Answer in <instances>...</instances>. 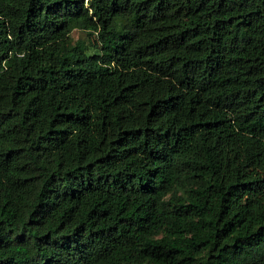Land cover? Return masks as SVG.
I'll return each instance as SVG.
<instances>
[{
	"label": "trees",
	"instance_id": "trees-1",
	"mask_svg": "<svg viewBox=\"0 0 264 264\" xmlns=\"http://www.w3.org/2000/svg\"><path fill=\"white\" fill-rule=\"evenodd\" d=\"M0 264H264V0H0Z\"/></svg>",
	"mask_w": 264,
	"mask_h": 264
},
{
	"label": "rangeland",
	"instance_id": "rangeland-1",
	"mask_svg": "<svg viewBox=\"0 0 264 264\" xmlns=\"http://www.w3.org/2000/svg\"><path fill=\"white\" fill-rule=\"evenodd\" d=\"M79 36V33L77 31L73 32V38H76Z\"/></svg>",
	"mask_w": 264,
	"mask_h": 264
}]
</instances>
